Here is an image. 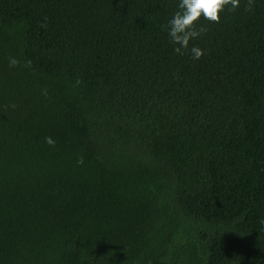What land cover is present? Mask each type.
Instances as JSON below:
<instances>
[{
	"label": "trees",
	"instance_id": "16d2710c",
	"mask_svg": "<svg viewBox=\"0 0 264 264\" xmlns=\"http://www.w3.org/2000/svg\"><path fill=\"white\" fill-rule=\"evenodd\" d=\"M247 3L196 22L193 60L162 28L178 0H0V264H264Z\"/></svg>",
	"mask_w": 264,
	"mask_h": 264
},
{
	"label": "clouds",
	"instance_id": "9594fccd",
	"mask_svg": "<svg viewBox=\"0 0 264 264\" xmlns=\"http://www.w3.org/2000/svg\"><path fill=\"white\" fill-rule=\"evenodd\" d=\"M226 5L230 6L229 10H235L240 6V0H178V10L162 26L169 42L173 45V51L183 54L187 50L193 60H198L205 50L195 44L189 47V42L198 38L206 29L204 27L197 28L196 22L201 17L211 22H219L220 13L223 12ZM251 6L252 0H248L246 7L250 10ZM17 63L15 57H9L10 66ZM48 142H52L50 138Z\"/></svg>",
	"mask_w": 264,
	"mask_h": 264
}]
</instances>
